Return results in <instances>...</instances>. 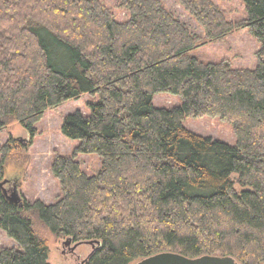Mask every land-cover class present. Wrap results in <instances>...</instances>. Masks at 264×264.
Returning <instances> with one entry per match:
<instances>
[{
	"label": "trees",
	"instance_id": "16d2710c",
	"mask_svg": "<svg viewBox=\"0 0 264 264\" xmlns=\"http://www.w3.org/2000/svg\"><path fill=\"white\" fill-rule=\"evenodd\" d=\"M177 1L204 36L161 0H118L124 22L102 0H0V136L16 123L33 141L47 110L97 98L64 120L79 145L54 158L52 204L7 199V163L27 144L0 142V230L16 245L0 264H50L34 218L56 239L99 242L87 264L162 253L264 264V0H245L236 22L213 0ZM243 29L260 44L255 69L193 56ZM162 93L182 106L156 108ZM203 117L231 123L236 145L186 128ZM84 155L100 157L97 175L83 171Z\"/></svg>",
	"mask_w": 264,
	"mask_h": 264
},
{
	"label": "rangeland",
	"instance_id": "374dc122",
	"mask_svg": "<svg viewBox=\"0 0 264 264\" xmlns=\"http://www.w3.org/2000/svg\"><path fill=\"white\" fill-rule=\"evenodd\" d=\"M112 9L118 21L124 22L130 18L126 10L117 8L118 0H102ZM175 16L185 22L199 36H204L203 30L190 17L177 0H161ZM222 8L231 21L247 19L245 0H213ZM260 50L259 42L250 34L249 29H243L223 40L208 44L195 52L193 56L205 63H219L230 59L237 69H255L257 67L256 53ZM97 99V98H95ZM89 95L65 102L58 108L47 110L44 119L36 125L39 134L30 140L29 135L19 125L13 124L3 131L0 142L6 143L10 137L15 140H25L22 145L27 147L18 151L7 163L6 180L3 188L8 194L16 193L22 202L25 200H41L52 204L60 196V184L51 172V165L56 155H71L79 142L66 138L62 133V125L69 115L78 111L88 114V102L95 100ZM153 103L159 109H172L182 106V99L168 93L155 95ZM185 126L191 132L204 138L220 140L235 146L236 135L234 126L219 117H203L187 119ZM83 171L90 176L97 175L101 170L98 155L80 156ZM35 232L46 239L50 249V264H86L95 250L88 244L68 243L67 239H56L48 228L34 218ZM15 243L0 230V250L15 247ZM136 264V263H135Z\"/></svg>",
	"mask_w": 264,
	"mask_h": 264
},
{
	"label": "water",
	"instance_id": "95a60500",
	"mask_svg": "<svg viewBox=\"0 0 264 264\" xmlns=\"http://www.w3.org/2000/svg\"><path fill=\"white\" fill-rule=\"evenodd\" d=\"M18 141L23 143L25 140H18ZM6 196L7 199L13 204H19V205L23 204L22 199L16 193L12 192L11 194H8L6 192ZM70 242L71 240H68V243ZM85 244L91 246H94L95 244L97 246L101 245L99 242L96 243L90 242ZM88 260L85 261L84 263L87 264ZM136 264H239V262H237L232 257L204 256L197 259H190L180 254L162 253L147 259H143Z\"/></svg>",
	"mask_w": 264,
	"mask_h": 264
}]
</instances>
